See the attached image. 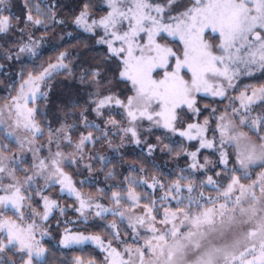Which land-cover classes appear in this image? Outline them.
Segmentation results:
<instances>
[{
    "label": "snow or ice",
    "instance_id": "1",
    "mask_svg": "<svg viewBox=\"0 0 264 264\" xmlns=\"http://www.w3.org/2000/svg\"><path fill=\"white\" fill-rule=\"evenodd\" d=\"M0 264H264V0H0Z\"/></svg>",
    "mask_w": 264,
    "mask_h": 264
},
{
    "label": "trees",
    "instance_id": "2",
    "mask_svg": "<svg viewBox=\"0 0 264 264\" xmlns=\"http://www.w3.org/2000/svg\"><path fill=\"white\" fill-rule=\"evenodd\" d=\"M87 250H88V249L86 248V249H85V251L87 252ZM68 255H69V256H71V255H72V253H71V252H69V253H68Z\"/></svg>",
    "mask_w": 264,
    "mask_h": 264
},
{
    "label": "rangeland",
    "instance_id": "3",
    "mask_svg": "<svg viewBox=\"0 0 264 264\" xmlns=\"http://www.w3.org/2000/svg\"><path fill=\"white\" fill-rule=\"evenodd\" d=\"M54 223V222H53Z\"/></svg>",
    "mask_w": 264,
    "mask_h": 264
}]
</instances>
